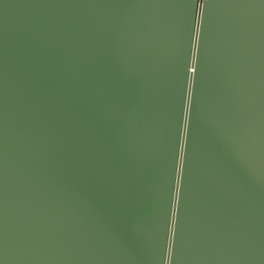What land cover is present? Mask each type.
Instances as JSON below:
<instances>
[{
  "label": "water",
  "instance_id": "obj_1",
  "mask_svg": "<svg viewBox=\"0 0 264 264\" xmlns=\"http://www.w3.org/2000/svg\"><path fill=\"white\" fill-rule=\"evenodd\" d=\"M0 264H264V0H0Z\"/></svg>",
  "mask_w": 264,
  "mask_h": 264
}]
</instances>
